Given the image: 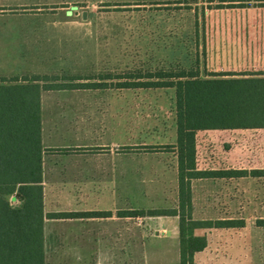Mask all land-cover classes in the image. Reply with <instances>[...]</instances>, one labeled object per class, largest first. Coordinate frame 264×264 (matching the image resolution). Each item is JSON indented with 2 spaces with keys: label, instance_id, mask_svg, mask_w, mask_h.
Masks as SVG:
<instances>
[{
  "label": "rangeland",
  "instance_id": "obj_1",
  "mask_svg": "<svg viewBox=\"0 0 264 264\" xmlns=\"http://www.w3.org/2000/svg\"><path fill=\"white\" fill-rule=\"evenodd\" d=\"M209 8L211 0H0L1 69L80 76L87 81L112 75L108 83L114 87L116 75L127 77L132 72L196 65L203 72ZM63 98L46 94L45 103L79 106L73 111L64 106L67 124L79 126L87 104L88 114L101 118L100 127L94 119L90 127H98L104 139L125 142L118 146L120 167L123 171L134 166L135 175L115 177L112 183L111 176L103 177L104 190L120 189L116 197L120 205H128L127 194L135 208L176 202V157L153 147L173 140L175 88L87 90ZM261 132L252 130L247 140L231 138L227 131L200 133L199 166L264 167ZM67 178L76 180L77 187L81 184V176ZM207 190L211 211L201 210L211 218H264V177L200 179L198 201ZM108 194L105 202L110 201ZM262 237L264 254V232Z\"/></svg>",
  "mask_w": 264,
  "mask_h": 264
},
{
  "label": "crops",
  "instance_id": "obj_2",
  "mask_svg": "<svg viewBox=\"0 0 264 264\" xmlns=\"http://www.w3.org/2000/svg\"><path fill=\"white\" fill-rule=\"evenodd\" d=\"M246 3L245 6H216L219 3ZM206 47V68L210 71H257L264 70V0H211V8L207 12V23L204 28ZM195 32H198L196 28ZM40 72L19 73L1 69L0 77H31ZM87 81V80H80ZM113 88L134 89L132 87H63L43 89L41 93L42 144H43V205L44 212L55 213L65 211H111L107 216L51 217L45 216L43 239L45 264H180L179 217L177 215H121L119 210L143 209L135 208L129 203L120 205L116 197L119 190L112 187L104 190V175L115 177L134 176V166H127L123 171L119 163L120 142L116 139H104L101 135V118L98 114L89 115L87 104L80 114V125L67 124V111L78 110L79 106L62 103H45L46 94H56L62 98L87 90H105ZM143 88V87H137ZM162 88V87H156ZM147 89V88H143ZM76 108V109H74ZM69 109V108H68ZM69 109V110H70ZM59 110L63 114L59 113ZM100 118V121H99ZM66 119V120H65ZM94 119L98 127L91 128ZM99 122V123H98ZM255 128H229L199 130L203 132L227 133L231 138L243 137L247 140ZM251 131V132H250ZM250 134V135H249ZM177 139L176 111L173 140L159 146L155 150L170 151L176 157V202L178 204V161L174 145ZM132 144V143H126ZM197 165L198 149H197ZM205 169V168H202ZM209 169H246L247 174L232 177H210L244 179L248 177L262 178L264 174L253 175L254 169L264 167H230ZM67 176H81V184ZM71 178V177H70ZM192 180L193 216L196 219H240L242 226L206 227L196 229V234L206 235L207 245L197 251L194 264H264L263 217L247 219L245 217L211 218V198L209 190L203 191L198 201L196 185ZM114 186V185H113ZM108 194L109 202H105ZM111 193V194H110ZM13 206L21 204L14 194L10 198ZM201 209H207V212ZM7 264V263H5ZM16 264V263H9Z\"/></svg>",
  "mask_w": 264,
  "mask_h": 264
},
{
  "label": "trees",
  "instance_id": "obj_3",
  "mask_svg": "<svg viewBox=\"0 0 264 264\" xmlns=\"http://www.w3.org/2000/svg\"><path fill=\"white\" fill-rule=\"evenodd\" d=\"M219 3L216 6H245ZM206 55V47L204 42ZM118 78L116 87H173L178 161V204L175 207L119 210L121 215H177L179 217L180 264H194L197 251L207 245L206 235L196 229L242 226L243 220L196 219L193 216L192 180L232 177L246 169H209L197 165L196 135L199 130L264 127V70L210 71L196 65L179 70L132 72ZM114 76L101 81H80V76L38 74L22 78L0 77V264H45L43 225L45 216H107L111 211H65L45 213L43 205V144L41 93L63 87H110ZM264 174V169L250 171ZM21 201L10 202L12 195ZM264 224V219L262 220Z\"/></svg>",
  "mask_w": 264,
  "mask_h": 264
}]
</instances>
